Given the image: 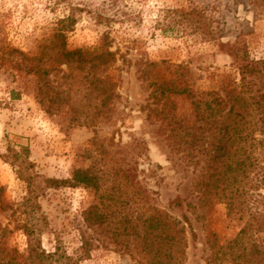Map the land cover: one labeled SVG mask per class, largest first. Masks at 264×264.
<instances>
[{
    "label": "rangeland",
    "instance_id": "1",
    "mask_svg": "<svg viewBox=\"0 0 264 264\" xmlns=\"http://www.w3.org/2000/svg\"><path fill=\"white\" fill-rule=\"evenodd\" d=\"M179 9L200 12L201 28L179 23V14L173 13ZM70 13L76 23L66 32L68 49L93 51L107 43L118 51L117 61L100 72L116 83L109 118L95 120V107L83 105L85 73L75 70L65 78L52 72L50 79L69 91L80 123H70L68 106L46 114L38 103L37 78L25 69L24 54H40L58 20ZM235 41L244 42L251 57H264V0H0V260H8L13 250L17 262L26 254V237L11 217L26 194L20 172L37 176L33 186L46 222L40 223L42 246L75 255L81 212L95 195L83 188L46 189L41 177L70 178L75 168L88 167L99 173L100 191L126 203L125 210L149 214L157 208L182 222L187 247L180 264H238L243 247L254 241L263 251L264 232L252 229L239 237L247 220L255 224L250 217L262 208L255 199L263 190L246 191L242 207L231 212L223 203L202 204L193 185L201 165L172 151L166 133L159 132L161 119L147 118L149 107L160 108L150 96L148 84L154 78L181 77L195 91L224 96L223 86L236 84L237 72L228 47L221 48L220 42ZM53 60L47 66L56 65ZM148 63L156 66L148 67L152 78L147 80L142 71ZM166 108L194 120L192 106L182 96H172ZM253 154L263 160L259 151ZM250 176L252 181L259 177L255 172ZM80 264L140 263L106 240Z\"/></svg>",
    "mask_w": 264,
    "mask_h": 264
},
{
    "label": "trees",
    "instance_id": "2",
    "mask_svg": "<svg viewBox=\"0 0 264 264\" xmlns=\"http://www.w3.org/2000/svg\"><path fill=\"white\" fill-rule=\"evenodd\" d=\"M173 13L179 14V23L185 22L195 30L201 28L202 16L196 9H179ZM75 23L73 13L63 16L41 53L23 56L27 61L26 71L37 78L38 103L49 115H56L68 106L72 115L70 123H80L76 115L79 108L70 104L66 88L53 85L50 79L52 72L61 73V78L70 77L74 70L85 73L87 93L83 105L95 107V120L108 117L109 103L117 96L116 83L100 72L117 61L118 51H111L107 43L93 51L68 49L66 32ZM220 45L221 48L228 47L237 72V83L223 86L225 95L222 96L219 91H195L187 81L180 80L181 77L154 78L148 84L152 88L150 96L155 104H160V108L149 107L147 118L151 121L152 117L161 119L159 132L166 133L172 151L184 153L194 166L201 165L193 185L194 191L201 194L199 200L202 204L211 201L223 203L231 212L237 206L242 207L248 195L246 191L263 190L255 199L262 208L250 217L255 224L247 220L239 232V237H242L252 229L264 232V57H251L242 41L232 44L220 42ZM52 58L56 65L47 66V61ZM153 66L156 64L145 65L142 71L145 79L152 78V70L148 67ZM172 96H182L189 101L194 114L192 123L176 117L166 108ZM96 101L97 106L93 104ZM255 150L263 156L262 161L253 156ZM22 152L28 154V149L23 148ZM17 156L14 153L13 159ZM252 172L259 176L255 181L250 176ZM21 173L18 175L26 183V194L11 210V217L16 221L15 229L26 237V254L17 262L16 251L13 250L11 257L6 261L0 260V264H80L106 240L140 264H180L184 259L187 241L182 222L157 208H151L149 214L125 210L126 203L119 202V198L112 195L108 198L100 191L101 178L93 167L75 168L71 177L65 179L41 177L46 189L83 188L95 195L92 203L81 212L80 244L75 255H68L58 246L52 252L46 251L42 246L40 228V223L46 222L40 217L39 191L33 186L37 176L26 177ZM118 204L122 207L119 208ZM176 205L180 206V203ZM183 219L187 223V218ZM238 238L235 242H239ZM250 246L243 247L244 254L238 264H264V250L260 251L255 241ZM225 248L229 249V243Z\"/></svg>",
    "mask_w": 264,
    "mask_h": 264
}]
</instances>
